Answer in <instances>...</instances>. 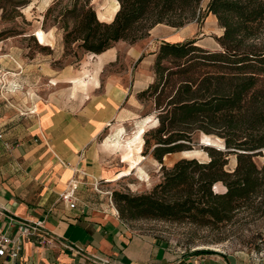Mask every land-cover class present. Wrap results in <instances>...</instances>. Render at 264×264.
I'll return each mask as SVG.
<instances>
[{"label":"crops","instance_id":"1","mask_svg":"<svg viewBox=\"0 0 264 264\" xmlns=\"http://www.w3.org/2000/svg\"><path fill=\"white\" fill-rule=\"evenodd\" d=\"M113 15L98 19L110 22ZM222 33L212 13L179 28L157 24L146 37L127 43L131 65L113 72L106 67L117 61L114 46L60 67L55 61L62 52L41 59L0 55V234L20 247L16 258L10 244L0 249V263L245 264L222 252H183L137 231L120 219L108 196L109 189L137 173L116 177L129 166L120 144L140 125L157 121L139 114L138 93L155 80L159 46L195 39L213 50ZM138 153L143 169L149 156L143 146ZM72 184L76 201L70 208L61 195ZM36 222L40 225L32 234L18 231L20 224Z\"/></svg>","mask_w":264,"mask_h":264},{"label":"trees","instance_id":"2","mask_svg":"<svg viewBox=\"0 0 264 264\" xmlns=\"http://www.w3.org/2000/svg\"><path fill=\"white\" fill-rule=\"evenodd\" d=\"M116 2L118 10L105 22L98 19L92 0H54L44 23L61 25L66 48L76 44L94 54L119 41L133 44L157 24L179 28L209 13L223 28L216 38L218 50L197 45L195 39L159 46L155 80L138 98L151 102V111L143 116L155 113L157 125L144 133L142 146L143 155L150 152L161 164L162 179L148 193L113 191L120 219L170 220L220 230L240 214L264 217V164L254 160L264 150V0H209L205 15L202 0ZM195 132L221 138L224 149L206 145L207 161L182 157L166 167L163 158L190 150ZM230 155L236 156L232 170L226 168ZM218 183L221 192L214 188ZM259 239L257 247L264 244V237ZM193 253L219 254L211 249Z\"/></svg>","mask_w":264,"mask_h":264},{"label":"rangeland","instance_id":"3","mask_svg":"<svg viewBox=\"0 0 264 264\" xmlns=\"http://www.w3.org/2000/svg\"><path fill=\"white\" fill-rule=\"evenodd\" d=\"M49 1L0 0V55L21 53L25 59L32 58L33 56L41 59L53 52L56 54L62 52L61 58L55 61V65L58 67L67 63L76 64L83 60L87 53L76 48V44L70 45L69 48L65 47L63 43L64 31L60 28V24H53L51 20L44 23L46 10L53 3H49ZM208 1L202 0L203 15H205L204 10ZM92 2L98 13L97 17L100 19H110L117 7L116 0H92ZM46 3H49V5L45 6ZM36 36H41L44 42H40ZM127 43L125 41L114 45L118 50V58L115 63L106 67L107 71H122L131 65L126 55ZM219 48L216 41L215 49L213 50H218ZM163 63L168 64L167 62ZM7 69L8 67L5 68V70ZM8 86L9 83L6 84V87ZM139 111L140 115L150 112L151 102L149 100L141 101ZM151 113L154 116L155 113ZM155 125H157V121H150L147 124L140 125L137 131L119 146L122 158L124 161L129 162V166L116 177L120 178L124 175H130L133 169L137 173L127 177L126 181H120L113 189H109L108 196L116 209L118 207L112 196L113 191L116 190L132 195L148 193L162 179L160 167L158 165L153 166L151 163L152 157L150 152L147 154L149 160H146L143 164L145 171L140 167L142 157L138 153L142 148V139L145 137L144 133L146 129L154 128ZM200 141L205 143L213 142L211 146L220 149L224 148L221 138L215 135H206L203 132H195L190 146L191 149L166 155L163 158V164L166 167H170L182 157H195L201 161H207L209 156L204 150V146L206 145L200 144ZM254 160L258 165L264 164V150L256 155ZM134 163H138L137 166L139 168L137 166L133 167ZM235 165L236 156L230 155L226 168L232 170ZM214 188L220 192L224 190L220 183ZM124 222L137 231L147 232L152 236L160 237L175 247L180 248L183 252L197 249H211L222 252L230 258L241 260L245 264H264V244H260L259 247L256 246L260 242L259 238L264 237V217L240 214L234 221L220 230L189 223L150 218L125 219Z\"/></svg>","mask_w":264,"mask_h":264},{"label":"built area","instance_id":"4","mask_svg":"<svg viewBox=\"0 0 264 264\" xmlns=\"http://www.w3.org/2000/svg\"><path fill=\"white\" fill-rule=\"evenodd\" d=\"M75 188H76L75 184H72L71 188L67 192L61 195V199L64 202H67L70 208H73L75 206V201H76V198L74 196ZM39 225H40L39 222H36L34 224L23 223L18 226V231L20 232L21 235H29V234H32L34 231H36ZM9 244L11 245V251H10L11 257L16 258L18 256L19 249H20L18 243L12 240L8 235L1 233L0 234V249H6ZM102 262L108 263L107 260L102 261ZM0 264H6V263L2 262Z\"/></svg>","mask_w":264,"mask_h":264},{"label":"bare ground","instance_id":"5","mask_svg":"<svg viewBox=\"0 0 264 264\" xmlns=\"http://www.w3.org/2000/svg\"><path fill=\"white\" fill-rule=\"evenodd\" d=\"M116 10L114 11V14L116 13V11L118 10V3L116 2ZM203 143H205V142H203ZM117 144V143H116ZM205 144H210V145H213V142H206ZM117 146H118V144H117Z\"/></svg>","mask_w":264,"mask_h":264},{"label":"water","instance_id":"6","mask_svg":"<svg viewBox=\"0 0 264 264\" xmlns=\"http://www.w3.org/2000/svg\"><path fill=\"white\" fill-rule=\"evenodd\" d=\"M200 144H202V145H207V146H211L210 144H205V143H203L202 141H200ZM221 149H224V148H221ZM184 158H186V157H184Z\"/></svg>","mask_w":264,"mask_h":264}]
</instances>
